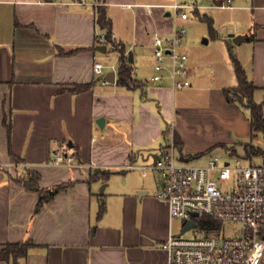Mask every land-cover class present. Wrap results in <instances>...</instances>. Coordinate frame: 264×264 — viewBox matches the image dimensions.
<instances>
[{
  "label": "crops",
  "instance_id": "obj_1",
  "mask_svg": "<svg viewBox=\"0 0 264 264\" xmlns=\"http://www.w3.org/2000/svg\"><path fill=\"white\" fill-rule=\"evenodd\" d=\"M75 1L0 0V247L32 244L16 264H166L161 245L176 232L167 204L154 195L158 177L121 167L152 163L170 128L186 157L213 154L251 135L249 111L224 93L237 85L236 76L232 85L214 82L192 61L189 88L150 82L153 33L168 36L175 24L190 20L174 16L171 6L205 10L212 0ZM98 8L110 18L114 40L126 55L132 52L140 87L117 84L120 53L110 42L96 43L97 33L105 32ZM210 9L227 12V32L244 37L235 44L229 35L227 51L231 43L256 87L254 97L264 92V0ZM95 62L105 66V76L115 73V84L101 87ZM85 84L91 86L72 92ZM58 150L72 153L75 164L54 165ZM26 170L39 175L42 189L65 186L38 211L39 193L16 180ZM94 171L110 174L92 180Z\"/></svg>",
  "mask_w": 264,
  "mask_h": 264
},
{
  "label": "built area",
  "instance_id": "obj_2",
  "mask_svg": "<svg viewBox=\"0 0 264 264\" xmlns=\"http://www.w3.org/2000/svg\"><path fill=\"white\" fill-rule=\"evenodd\" d=\"M233 0H212L209 8H230ZM75 3L85 4L86 0ZM176 17L187 19L198 4L176 3L171 6ZM188 11V12H187ZM151 15L153 8L146 6ZM175 17V18H176ZM111 39L115 38L111 34ZM186 30L174 25L171 34L158 31L152 35L153 75L150 82L169 81L173 90L191 86L189 56L184 50ZM109 42L106 32L96 35V43ZM105 66L95 62L93 69L102 88L115 84L103 73ZM56 166L75 164L72 153L54 152ZM122 170L149 171L157 174L155 193L169 209L170 218L181 222L161 248L166 264H261L264 259V165L234 156L220 161L217 156L205 165H194L183 156L175 143L172 128L158 157L150 164L130 161ZM193 221L194 226L183 231ZM227 224V225H225Z\"/></svg>",
  "mask_w": 264,
  "mask_h": 264
},
{
  "label": "rangeland",
  "instance_id": "obj_3",
  "mask_svg": "<svg viewBox=\"0 0 264 264\" xmlns=\"http://www.w3.org/2000/svg\"><path fill=\"white\" fill-rule=\"evenodd\" d=\"M201 9L202 8H200V10ZM220 12L221 13H217L213 9L205 8V10L202 9L200 11L199 17L194 14L190 16L189 12L190 20L183 25L180 23L178 25L184 27L186 30L184 50L189 56L188 63L192 61L195 63L198 62L199 65H202L201 69L208 79L223 85H232L235 75L233 64L225 45V41L230 35V33L227 32L229 29V24L227 23L229 16L226 15L228 13L225 11ZM175 15L176 14H174V16ZM204 39L208 40L207 44ZM109 56L113 58L111 54ZM254 100L264 102V92H257ZM235 142L236 144L233 146L225 145V149H216L213 154L210 155L200 154V156H192L194 157L192 159V164L205 165L213 156H217L220 161H224L234 156L248 160L250 155L255 156L252 161L253 164H262V160L264 159V139L262 134L256 133L254 136L248 137L245 140L235 138ZM246 151H250L253 154H247ZM180 225L181 222L179 220H174V232L179 231ZM261 264H264V259Z\"/></svg>",
  "mask_w": 264,
  "mask_h": 264
},
{
  "label": "trees",
  "instance_id": "obj_4",
  "mask_svg": "<svg viewBox=\"0 0 264 264\" xmlns=\"http://www.w3.org/2000/svg\"><path fill=\"white\" fill-rule=\"evenodd\" d=\"M98 24L99 26L105 30L109 42L112 46L118 50L120 53L119 62H118V78L117 84L120 86H125L127 88H137L141 86V83L138 82L133 77L134 68L132 66V62L129 60L128 55H126V48L116 42L114 39H111L110 36L112 34V23L110 18H108L106 11L104 8H98ZM206 19V17H205ZM228 52L230 55V59L232 61L235 76L237 79V85L231 88H227L224 90L225 96L229 102H239L243 107H245L249 111V120H250V128L251 135L254 136L256 133H260L263 135L264 139V111H263V103H257L254 100V92L256 87L254 84L248 79L242 65L240 64L235 52L234 46L231 43H228ZM60 53H63L60 51ZM91 86V84L85 85H75L72 88V92L77 93L81 91H85ZM169 133V129L167 130ZM167 134V133H166ZM174 140L178 149H181L182 143L177 135L174 133ZM223 149L226 148L225 145L221 146ZM247 154H253L250 151H246ZM189 159H193L192 156H187ZM255 156H249L248 160L252 163ZM262 164L264 165V159L262 160ZM109 172H101L94 171L92 173L91 179L102 178L106 180L109 176ZM39 175L32 171L26 170L25 173L17 176V181L24 186L26 189H32L39 193V200L36 205V211H38L41 206L46 203L49 199H51L57 192L62 190L65 186H55L48 189H42L38 185ZM104 213V204L102 203L100 206L99 215L101 216ZM32 244L28 241L19 242L15 244H6L0 247V261L9 262L13 261L16 264L17 259L21 257H25L28 253V250Z\"/></svg>",
  "mask_w": 264,
  "mask_h": 264
},
{
  "label": "water",
  "instance_id": "obj_5",
  "mask_svg": "<svg viewBox=\"0 0 264 264\" xmlns=\"http://www.w3.org/2000/svg\"><path fill=\"white\" fill-rule=\"evenodd\" d=\"M230 37H234V35L231 34ZM243 39H244L243 36H236V37H234L233 41H234L235 44H239ZM98 49H100V47H98ZM102 49H103V50L105 49L104 46H103ZM128 57H129V60L132 61V52H129V53H128ZM106 78H107L108 80H110L111 82H114V79H115V73H114V72H110L109 74L106 75ZM100 122H103V118H101V120L98 121V124H99L100 126H102V124H101ZM194 225H195V223H194L193 221H190V222L187 224V226L184 228L183 231L187 230L188 228H190V227H192V226H194Z\"/></svg>",
  "mask_w": 264,
  "mask_h": 264
}]
</instances>
